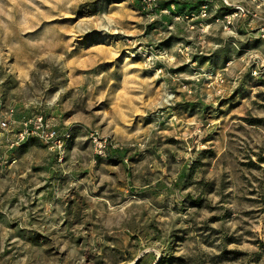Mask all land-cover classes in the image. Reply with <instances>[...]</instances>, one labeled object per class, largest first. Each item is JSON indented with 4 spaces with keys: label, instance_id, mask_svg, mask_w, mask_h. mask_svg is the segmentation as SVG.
Segmentation results:
<instances>
[{
    "label": "rangeland",
    "instance_id": "374dc122",
    "mask_svg": "<svg viewBox=\"0 0 264 264\" xmlns=\"http://www.w3.org/2000/svg\"><path fill=\"white\" fill-rule=\"evenodd\" d=\"M200 4L0 0V264H264V0Z\"/></svg>",
    "mask_w": 264,
    "mask_h": 264
},
{
    "label": "built area",
    "instance_id": "2783aa9c",
    "mask_svg": "<svg viewBox=\"0 0 264 264\" xmlns=\"http://www.w3.org/2000/svg\"><path fill=\"white\" fill-rule=\"evenodd\" d=\"M141 11L150 13H164L170 14L174 9V6L177 4L184 3H194L201 1L200 4V17L206 18L208 15V11L211 8H216L212 3L214 0H135ZM219 2L220 9L224 12L223 15V23L227 26L233 24L234 21L237 20H250L253 21L256 18V14L253 11V7H259L261 5H257L261 0H249V3H244L240 1L234 0H217ZM163 4H167V7H163ZM192 16V14H190ZM189 16H185L188 18ZM220 19H216V22H219ZM38 128H47V130H41L39 137L45 144L54 143L53 148L57 150L58 153L62 152L65 147V142L69 139V134H62L61 137L58 136L57 132L53 128H48V125L42 123V119H38ZM2 127H6V122H1ZM45 125V126H44ZM93 143L95 147V151L99 156H105L107 153V149L111 147L107 141V139L98 138L94 136Z\"/></svg>",
    "mask_w": 264,
    "mask_h": 264
},
{
    "label": "trees",
    "instance_id": "16d2710c",
    "mask_svg": "<svg viewBox=\"0 0 264 264\" xmlns=\"http://www.w3.org/2000/svg\"><path fill=\"white\" fill-rule=\"evenodd\" d=\"M185 4H187V3H184V4H177V6L178 7H182V6H184ZM163 7H167V4H163ZM111 152V147H109L108 149H107V153H110Z\"/></svg>",
    "mask_w": 264,
    "mask_h": 264
}]
</instances>
